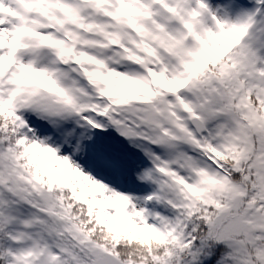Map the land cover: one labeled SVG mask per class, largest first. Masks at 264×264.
Segmentation results:
<instances>
[{
	"label": "snow or ice",
	"instance_id": "1",
	"mask_svg": "<svg viewBox=\"0 0 264 264\" xmlns=\"http://www.w3.org/2000/svg\"><path fill=\"white\" fill-rule=\"evenodd\" d=\"M0 264H264V0H0Z\"/></svg>",
	"mask_w": 264,
	"mask_h": 264
}]
</instances>
